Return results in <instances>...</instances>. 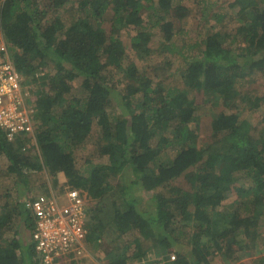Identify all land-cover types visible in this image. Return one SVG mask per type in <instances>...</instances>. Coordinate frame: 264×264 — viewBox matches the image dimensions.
<instances>
[{
    "label": "trees",
    "instance_id": "1",
    "mask_svg": "<svg viewBox=\"0 0 264 264\" xmlns=\"http://www.w3.org/2000/svg\"><path fill=\"white\" fill-rule=\"evenodd\" d=\"M70 1L0 0V26L12 64L35 86L42 78L47 88L31 103L36 146L25 137L10 142L0 128V154L9 162L7 170L21 176L23 168L63 172L70 187L80 188L93 201L88 240L95 241L92 234L108 226L117 236L136 232L129 258L140 260L149 252L159 255L160 263L168 260L164 252L174 249L172 240L178 241L174 226L178 221L190 224L193 231L188 237L185 233L186 249L169 263L212 264V258L223 252L234 259L235 245L253 254L261 251L264 230L258 207L264 201V113L252 125L240 120L234 110L264 106V94L252 96L249 89L240 88V81L251 73L264 74V0L259 4L234 0L231 7L238 23L233 39L226 43L228 33L223 31L209 34L201 41L199 53L186 58L180 70L196 97L221 106L212 113L210 137L201 145L195 98L185 90L162 93L163 86L152 84L153 79L129 57L121 38L124 30L131 51L139 58L148 55L150 36L142 7L153 11L154 22L163 20L160 28L171 40L172 23L164 19L167 14L185 16V4L181 0H78L80 14L69 26L54 16L44 28L41 20ZM104 22L110 23L108 29ZM49 64L55 66L54 73L39 76ZM77 77L81 78L79 93L71 95V81ZM95 127L97 151L108 162L92 163L83 176L74 166L72 150ZM25 143L31 148L22 150ZM190 169L191 191L171 184ZM28 192L22 197L31 196ZM232 194L237 199L231 208L219 210L218 205ZM11 200L8 193L0 194V264H35L19 259V241L13 230L10 238L5 228L12 219L23 218ZM24 200L21 207L26 210ZM119 201L126 206L122 213L116 206ZM11 207L14 213L7 211ZM26 223L30 234L31 224ZM117 252L105 264H126L122 256L115 257ZM252 264H264V254Z\"/></svg>",
    "mask_w": 264,
    "mask_h": 264
},
{
    "label": "rangeland",
    "instance_id": "2",
    "mask_svg": "<svg viewBox=\"0 0 264 264\" xmlns=\"http://www.w3.org/2000/svg\"><path fill=\"white\" fill-rule=\"evenodd\" d=\"M76 1L78 0H72L66 3L65 6L59 8L57 12L49 13L46 17L41 20V24L44 26V28H46V26H49L51 24V20L55 16L60 17L65 27L69 26L71 22L74 21V19L80 14L76 6ZM181 1L186 6V15L183 17H176L174 15L167 14L164 19L165 21L169 20L172 23L173 36L171 40L165 39L164 31L160 28V23L163 20L159 23L154 22L155 17L153 16V11L147 6L142 7L141 16L143 18V24L146 25V27L148 26L147 28L149 29L148 33L150 36V41L148 42L147 46L150 48L151 51L148 55L139 58L136 54L133 53V50L131 51L130 37H126L124 30H122L121 32V38L125 39L124 42L127 48L126 51L129 54V57H131L134 62H136L138 68L145 71L146 75L153 79L152 84L159 82L163 86L162 93L173 94L172 91L174 90H185L188 93L189 97L195 98V104L197 105L196 124L198 144L201 145L210 137V121L212 119V113L220 109L221 106L216 105L210 101H203V98L200 95H197L196 97L195 90H190L191 88H189L183 82L180 70L184 67L186 58H192L196 56L197 53H199L201 41L209 34H212L215 31L227 32L229 35L225 34L226 37H224V41H226V43H229V41L233 39L232 37L236 31V23L238 22L235 19V16L233 17V15L235 14V8L231 7V4L234 0ZM255 2L259 4L262 2V0H255ZM155 7L156 6H154V8ZM248 9L249 8H247L246 11ZM88 13L89 11L87 12V14ZM250 15L251 13L248 11V16ZM106 17L107 18L105 20H109L110 13L107 14ZM151 17L152 19H150ZM103 25L108 29L110 23L104 22ZM130 32L131 34L134 33L132 29H130ZM3 39L4 37L0 26V41ZM51 66L52 67H50L49 64L48 71H39L38 75L42 76L45 73H54L55 66H53L52 64ZM39 79L40 80H38L36 86L35 83H33V90L36 95L38 93L42 94L44 93V91L47 90V88L42 85V78ZM240 82L241 90L249 89L251 91L252 96H260L264 94V74H262L260 71L257 70L254 73H251L250 76H247ZM80 83V77H77L71 81V84L73 85L71 95L79 93L78 90L80 89ZM68 95L71 96L70 94ZM154 97H158L156 93H154ZM32 98H34V94ZM28 104L29 109H31L32 104ZM250 107L239 106V108L234 111L237 113L238 118L240 120L245 119L250 124L254 125L255 121L261 118V114L264 113V106L256 110H252L250 109ZM112 109H114V107ZM95 138L96 127L84 143L79 144V146L75 147L72 150L74 166L81 174H83V176L88 174L89 167L92 163L97 164L98 162H108L107 156L100 155L99 151H97L98 143H95ZM33 140L37 142L35 140V136ZM8 164L9 162L5 158V156L0 154V194L6 195L8 193L9 197L12 199L11 201L14 202V205L20 210L19 212L23 213V211H21L22 207L20 200H22V195L25 194V190H30V192L28 193H36L37 190H56L61 189L63 186L67 185V179L64 173L61 171H58L56 172V174H53L48 171V168H44L41 171L23 168V176H21L16 173L9 172L7 170ZM189 171H191V169L185 171L186 173H182L180 176L174 178L171 181V184L174 186L182 187L184 189H189L191 191L192 184H190V182L187 180V174L189 173ZM55 175L56 177H54ZM131 178H134L133 174H131ZM54 179H56V182H54ZM244 182L248 181L244 180ZM115 183L116 181L112 182L113 185H115ZM113 188V191H115L116 188L114 186H112V188L111 186H109L110 190H112ZM136 189L140 190L139 187H136ZM16 190H19V192L16 193ZM148 196H150V194ZM236 199L237 198L235 194H232L225 200H223L217 208L221 211L229 210L232 206L231 203ZM261 204L262 206L258 207V210L259 213L262 212V214H260V217L262 219L261 224H263L264 230V201ZM116 206L118 208L119 213L124 212V210L126 209L125 204L121 201H119ZM14 210V207H11L8 208L7 211H9L10 213H14ZM109 214H111V210ZM23 215H20L19 217L21 218L23 217ZM17 224L18 222L15 219H12L11 221H9V223L7 222L5 224V228L7 227V229L10 230L8 233L10 238L12 229L16 228L18 226ZM174 226L178 227L176 228V235L178 237V241L172 240L171 243L174 249L167 250L166 252H164V256L169 252H173L176 254L177 258V256L179 257L180 253H182L180 250L182 248L186 249L184 242L189 235L188 233L193 231V228L190 224L183 223V221L176 222ZM179 226L181 227L179 228ZM115 232L117 231H114L113 229H111V226H108L106 230L102 233H96V236H98V241L91 246L92 248L89 247V249H91V257L89 255L85 258V264H105L109 256L114 255L115 249H117L118 251L115 257L122 256V258L126 260L127 264H162L159 262V259H157L159 255L155 257L153 253L149 252L140 260L129 258L127 254L129 255L134 252L133 250L137 241V239L135 238H137L138 235L136 234V232L133 233L130 230L126 234H120L119 236H117ZM185 233L187 237H184ZM244 239H242V242L244 241ZM234 250V259H229L226 256V253L223 252V254H216L212 258V264H252L253 261L256 260V257L258 255H261V253L264 254V248H262L261 251L255 252L254 254L251 249L249 251L244 250L243 248H239L236 245L234 246ZM163 264L173 263H169L167 260H165Z\"/></svg>",
    "mask_w": 264,
    "mask_h": 264
},
{
    "label": "built area",
    "instance_id": "3",
    "mask_svg": "<svg viewBox=\"0 0 264 264\" xmlns=\"http://www.w3.org/2000/svg\"><path fill=\"white\" fill-rule=\"evenodd\" d=\"M12 64L10 53L0 42V128L8 141L34 139L31 84ZM34 141V140H33ZM25 148V147H23ZM25 207L35 220L34 249L40 264H71L85 249L88 203L77 190L42 193L25 198ZM171 259L175 258L171 254Z\"/></svg>",
    "mask_w": 264,
    "mask_h": 264
},
{
    "label": "clouds",
    "instance_id": "4",
    "mask_svg": "<svg viewBox=\"0 0 264 264\" xmlns=\"http://www.w3.org/2000/svg\"><path fill=\"white\" fill-rule=\"evenodd\" d=\"M4 40V39H3ZM3 40H1V41H3ZM0 41V42H1ZM27 78V80L29 79L28 77H26ZM28 83H30L31 84V90H32V93L34 94V98L33 99H31V100H29L28 101V103H32L33 101H35V99L37 98V95L34 93V90H33V83L30 81V80H28L27 81ZM33 119H34V117H33ZM32 123H33V130H34V136H35V125H34V120H32ZM36 137V136H35ZM35 140H36V138H35ZM14 140H12V141H10V142H13ZM33 141V140H32ZM37 141V140H36ZM28 145H30V144H28V143H25L24 144V146L23 147H25V148H23L22 147V150H28L29 148H31V146H29V147H27ZM32 145H37V142H35V141H33V143H32ZM69 190H77L78 192H79V194L80 195H83L84 196V198L86 199V201H87V203H88V206H89V209H88V218H87V223H86V230H87V233H86V237H85V244H84V246H85V249H84V252L81 254V256H79L78 258H76L75 260H73L72 261V263L71 264H85V258L86 257H88L89 255H90V257H91V249H89V247L90 248H92L91 246L94 244V243H96L98 240H97V238L95 239V241L94 240H88V238H89V235H91V233H89V231H88V223H89V221H90V210H91V208H92V206H93V201H92V199L90 198V197H88L87 195H86V193L85 192H83L80 188H72V187H70L68 184L67 185H65V186H63L61 189H56V190H49V191H38L37 190V192L36 193H30L31 194V196L30 197H32V195H37V194H40V193H42L43 195H46V196H48L51 192H54V193H56V192H59V193H64V192H66V191H69ZM29 197V196H28ZM25 199V196L24 197H22V200H24ZM25 212H26V219L28 220V222H30V226H31V231H30V234H29V239H28V241H29V243H30V245L28 246V248H29V251H28V256H29V262L31 261L32 263H35V264H40V261H39V258H38V255H37V253L35 252V249H34V242L31 240L32 239V231L34 230V226H35V220L33 219V217L31 216V214H29V212H28V210L26 209L25 210ZM28 226V225H27ZM29 227V226H28ZM92 235H97L96 233H94V234H92ZM96 237H98V236H96ZM31 246V247H30ZM169 250H171V249H169ZM171 254H174L175 255V258L174 259H171L170 258V256H171ZM166 255H168L169 256V259L167 260L168 262H172V261H174L175 259H177L178 258V256H177V258H176V254L175 253H173V252H169V253H167ZM156 257V256H155ZM157 259H159L160 260V258H157ZM158 261V260H157ZM163 263H164V258H163ZM162 263V264H163ZM127 264V263H126Z\"/></svg>",
    "mask_w": 264,
    "mask_h": 264
},
{
    "label": "crops",
    "instance_id": "5",
    "mask_svg": "<svg viewBox=\"0 0 264 264\" xmlns=\"http://www.w3.org/2000/svg\"><path fill=\"white\" fill-rule=\"evenodd\" d=\"M21 211H23L24 215L23 218L21 219L20 224L18 222V226L16 228H13V234L15 235L14 237L16 241H19L18 245H19V249L17 250V254L18 257L20 259V257H22L25 260H29V256H28V251H29V231H26L25 225L27 224L26 221H28L26 219V212L25 210L22 208ZM27 232V233H26Z\"/></svg>",
    "mask_w": 264,
    "mask_h": 264
}]
</instances>
